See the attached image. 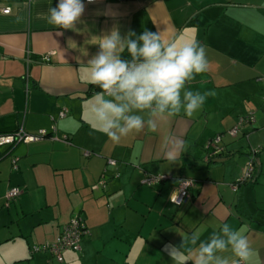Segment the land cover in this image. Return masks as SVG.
I'll return each mask as SVG.
<instances>
[{"label": "crops", "instance_id": "crops-1", "mask_svg": "<svg viewBox=\"0 0 264 264\" xmlns=\"http://www.w3.org/2000/svg\"><path fill=\"white\" fill-rule=\"evenodd\" d=\"M83 2L75 28L62 29L47 22L58 0H0V134L22 126L48 135L1 148L0 264H194L200 243L222 235L224 224L247 236L249 264H264V0ZM114 29L122 40L145 29L165 44L196 39L208 70L186 82L181 98L187 90L215 95L191 117L183 110L162 117L134 112L157 130L145 123L140 133L111 141L95 130L90 109L101 90L89 82L87 64ZM124 50L120 58L131 61ZM249 113L254 121L232 137L228 130ZM217 135L219 152L206 162V145ZM180 142L176 159L165 158ZM252 149L253 181L233 191ZM150 174L171 177L142 184ZM183 177L195 184L176 206L169 197ZM12 187L20 193L5 205ZM76 215L88 230L80 250H65L62 261L48 250L31 252L53 242ZM216 255L229 264L236 259L230 248Z\"/></svg>", "mask_w": 264, "mask_h": 264}, {"label": "clouds", "instance_id": "clouds-1", "mask_svg": "<svg viewBox=\"0 0 264 264\" xmlns=\"http://www.w3.org/2000/svg\"><path fill=\"white\" fill-rule=\"evenodd\" d=\"M84 10L83 0H58L56 7L49 8L47 22L57 28L74 29ZM135 35L130 31L129 38L122 40L114 29L99 40V51L87 64L89 82L101 90L96 96L97 105L90 109L99 125L95 130L115 143L129 134L140 133L145 123L149 132L157 130L152 119L145 122L143 116L134 112L150 110V116L162 117L165 113L175 116L183 110L191 117L209 96L215 95L214 91L187 90L181 98L186 82L208 70L205 47L196 39L183 43L173 39L165 44L160 33L147 29L136 39L130 38ZM125 46L131 61L120 58ZM182 148L183 143H178L175 151L164 154L165 158L175 160ZM171 200L175 204L183 203L177 199V193ZM221 233H214L207 243H200L194 264H229L228 259L216 255L229 248L236 258L232 264H249L254 250L247 236L238 229L233 231L228 224L223 225ZM196 239L193 238V243ZM172 248L165 245V251L175 259Z\"/></svg>", "mask_w": 264, "mask_h": 264}, {"label": "built area", "instance_id": "built-area-1", "mask_svg": "<svg viewBox=\"0 0 264 264\" xmlns=\"http://www.w3.org/2000/svg\"><path fill=\"white\" fill-rule=\"evenodd\" d=\"M88 2V0H83ZM94 1H99V0H92ZM10 11L9 7L2 8L3 13H8ZM65 115V110L60 113V116ZM254 121V116L252 113H249L248 115L242 116L238 119V122L236 123L235 126H233L231 129L228 130L229 134L232 137H236L243 126V124L250 123ZM48 135L46 134L45 130H39L37 133H27L22 126H20L18 129H16L13 132L9 133H1L0 134V156L5 153L7 149H10V147H13L17 143L21 141H33V140H40L46 138ZM221 136L217 135L213 139H211L207 143V153L205 156V161L209 162L211 161L212 157L214 156L215 153L219 151L218 147V142L220 140ZM63 139H66L64 137ZM6 147L7 149L3 151L1 148ZM258 152V149H252L250 157L248 158V162L246 166L243 169V172L241 174V177L237 180V182L230 184L231 189L233 191H236L238 186L242 183L248 182L252 180L253 178V173H254V162H255V156ZM114 160L109 159V163H113ZM12 168L16 169L17 164H16V159L12 160ZM170 175L167 174H150L144 177L141 180L142 184L148 185V186H153L155 183L158 181L168 179L170 178ZM103 181L100 182V184H96L94 188H97L98 185L103 186ZM195 184L194 179L192 178H186L183 177L180 179L179 185L172 191L169 201L173 205H180V204H175L171 200V196H174L177 193V199L181 201H185L189 197V190L190 188ZM20 193L19 188L17 187H12L10 188L7 193H6V205H8L9 201L13 200L16 196H18ZM88 233V230L86 229V226L82 219L80 217L73 216L69 219L67 223H65L62 226L60 234L56 237V239L51 242V243H43L42 245H34L30 249L31 252H34L35 250L38 249H43V250H48L55 258L57 261H62L63 259V252L68 249L72 250H80L81 246V240L82 238Z\"/></svg>", "mask_w": 264, "mask_h": 264}, {"label": "rangeland", "instance_id": "rangeland-1", "mask_svg": "<svg viewBox=\"0 0 264 264\" xmlns=\"http://www.w3.org/2000/svg\"><path fill=\"white\" fill-rule=\"evenodd\" d=\"M34 141H36V140H34ZM37 141H38V140H37ZM19 143L22 144V143H26V142H25V141H21V142H19ZM204 155H205V154H204ZM203 157H204V156H203ZM13 159H16V163L18 164V161H19V160H18V155H17L16 153L10 155V161L13 160ZM11 167H12V166H11ZM240 177H241V175H240ZM240 177H239V178H240ZM239 178H238V179H239ZM16 197H17V196H16ZM16 197H15V198H16ZM5 202H6V201H5ZM5 205H6V204H5Z\"/></svg>", "mask_w": 264, "mask_h": 264}, {"label": "trees", "instance_id": "trees-1", "mask_svg": "<svg viewBox=\"0 0 264 264\" xmlns=\"http://www.w3.org/2000/svg\"><path fill=\"white\" fill-rule=\"evenodd\" d=\"M126 53H128V51H127V48H125V50H124V52H123V54L125 55ZM10 148H12V147H10ZM206 149H208L207 148V145H206ZM219 152V151H218ZM217 152V153H218ZM6 154V151H5V153L4 154H2L1 156H0V158H2L4 155ZM250 154V153H249ZM258 154V153H257ZM210 162V161H209ZM254 170H255V162H254ZM187 178V177H186ZM188 178H190V177H188ZM250 181H253V178H252V180H250ZM145 185V184H144ZM148 186V185H147Z\"/></svg>", "mask_w": 264, "mask_h": 264}]
</instances>
